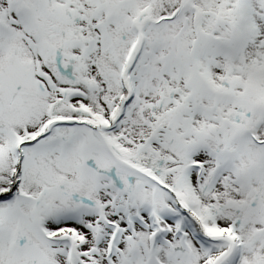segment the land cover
<instances>
[{
    "label": "snow or ice",
    "instance_id": "1",
    "mask_svg": "<svg viewBox=\"0 0 264 264\" xmlns=\"http://www.w3.org/2000/svg\"><path fill=\"white\" fill-rule=\"evenodd\" d=\"M0 264H264V0H0Z\"/></svg>",
    "mask_w": 264,
    "mask_h": 264
}]
</instances>
